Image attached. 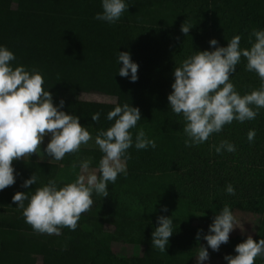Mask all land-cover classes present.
Wrapping results in <instances>:
<instances>
[{"label":"trees","instance_id":"trees-1","mask_svg":"<svg viewBox=\"0 0 264 264\" xmlns=\"http://www.w3.org/2000/svg\"><path fill=\"white\" fill-rule=\"evenodd\" d=\"M126 3L128 9L120 20L108 24L94 19L102 11L101 0H0V45L10 49L15 57L14 46L20 50L12 64L36 69L43 77L42 87L68 102L80 92L108 94V86L113 85L120 95L126 93L128 105L140 110L141 121L131 130L133 140L142 128L156 142L155 149L137 150L134 146L128 149L129 158L124 161L127 175H119L116 185L108 187V196L93 194V205L81 214L76 230L61 228L58 236L35 233L25 223L22 209L16 207L12 196L17 191L31 195L49 179H55L58 186L74 182L79 172L78 156L91 157L93 166L98 168L103 154L80 148L78 153L66 154L58 165L13 161L15 183L0 191V264H31L33 255L40 257L42 264H190L199 246H207L203 236L224 205L232 212L241 209L264 213V108L254 120L244 123L234 120L203 144L188 147L184 142L183 118L171 111L167 100L174 68L196 51L213 50L209 44L211 0H126ZM182 24L192 25L187 35L181 32ZM230 31L220 37L219 46H226L227 40L239 35L241 48L250 47L249 34ZM124 51L138 64L135 82L117 72L122 66V62H117L118 52ZM50 61L51 68L47 70L44 65ZM245 65L246 60L241 57L230 76L241 95L260 87L257 74L247 71ZM85 110V106L74 108L73 115L81 118ZM79 122L96 135L114 120L94 122L82 118ZM250 129L256 133L251 143L247 140ZM224 140L236 146L234 153L215 152L214 146ZM65 170L76 173L64 179ZM33 173L37 183L24 188L23 181ZM229 183L235 195L225 192ZM160 185L169 195L160 193ZM123 188H128V192L132 189V195H122ZM168 198L186 205V213L181 220L163 213L171 216L174 233L162 253L151 245L156 218L154 222H142L138 231H132L124 215L129 212L131 200L138 206L144 204L147 211L152 207L158 217L162 215L161 205L173 202ZM130 225H134L133 221ZM244 239L233 237L218 251L210 248L208 251L217 258L235 255V246ZM259 239H264V229ZM131 242L144 244L146 253L128 257L114 249L115 243ZM255 263L264 264V258H257Z\"/></svg>","mask_w":264,"mask_h":264},{"label":"clouds","instance_id":"clouds-1","mask_svg":"<svg viewBox=\"0 0 264 264\" xmlns=\"http://www.w3.org/2000/svg\"><path fill=\"white\" fill-rule=\"evenodd\" d=\"M128 5L126 0H101L102 11L96 13L94 19L115 24ZM191 27L182 24L181 32L187 35ZM227 41L226 46H219L216 39H211L209 44L213 50L196 51L174 68L172 91L167 100L171 111L183 118L185 146L203 144L234 120L239 123L252 121L264 108V29L252 30L248 48H241L239 35ZM241 57L246 60V70L256 73L260 80L259 89L244 95L230 81ZM15 60L14 53L0 45V191L15 183L13 161L38 154L45 136L49 139L43 154L57 162L66 154L78 153L81 145L93 141L103 154L98 163L99 175L95 170L89 171L91 161L85 159L80 161L81 174L74 182L58 186L55 179H49L31 195L17 191L12 196L16 207L22 209L25 223L35 233L58 236L64 227L75 231L81 214L93 205V194L102 198L108 196L109 184H114L119 175H127L124 161L129 158L128 149L133 146L137 150L155 149L156 142L148 138L142 128L133 140L131 130L141 121V113L138 107L128 104L116 105L109 111L106 119L114 123L98 131L93 138L80 124L78 116L62 110L63 100L54 105L52 94L42 87V75L36 69L29 70L19 64L13 66ZM117 62H122L117 71L121 77L131 82L138 79V64L129 52H118ZM99 116V113L93 114L92 121H98ZM255 135V130L250 129L248 142H253ZM214 148L217 154L236 151V146L227 140ZM37 180L33 173L22 186L27 189ZM225 192L235 195L233 185L226 184ZM236 227L239 226L235 215L224 205L203 236L207 246H199L196 264H206L208 249L218 251ZM173 233L171 216H158L157 226L151 233L152 248L166 252ZM196 239H200L199 231ZM234 252L235 255L224 256L227 264H254L257 258H264V239L257 241L248 236L235 246Z\"/></svg>","mask_w":264,"mask_h":264},{"label":"rangeland","instance_id":"rangeland-1","mask_svg":"<svg viewBox=\"0 0 264 264\" xmlns=\"http://www.w3.org/2000/svg\"><path fill=\"white\" fill-rule=\"evenodd\" d=\"M235 0H211V8H212V39H216L217 41L220 39V37L224 33H231L230 30H235L239 33H246L251 34L253 29H264V18L261 19V17H264V0H251L252 5H254V10L251 11L249 15L245 14L241 9L239 11L235 10ZM239 13V14H238ZM14 51L16 53V56L18 57L19 53V47L17 45L14 46ZM16 57V59H17ZM50 58H53L52 54L50 55ZM15 63V62H14ZM13 66H16L14 65ZM45 68L48 70L51 68V61L47 63ZM110 89V92L104 93V92H80L72 102L65 101L66 99L64 97H58L56 95H52L53 103L54 105H58L61 100L64 101L63 105V111L66 113L73 114L74 108H80V107H86V110L81 113V118L79 120H82V118H86L89 120L91 119V116L95 113H99V120L103 121L106 119L107 112L110 111L112 106L116 105H124L128 104L126 102H129L128 96L124 92L123 95H120V92L113 90L114 86H108ZM102 115V113H104ZM97 121V122H98ZM104 129V128H102ZM93 138L95 135L91 134ZM48 137L45 136L43 143L41 144V151L38 150V154L33 153L29 159L25 160H35L39 162L44 163H51V164H60L61 161H55L50 160L49 157L43 154V149L46 147V144L48 143ZM81 149H93L99 151L98 147L95 146L93 141H89L87 145H81ZM72 155V154H69ZM77 159L79 161L82 160H90L91 165L89 171H97V175H99L98 168L93 166V161L91 157L85 158L78 156ZM20 160H24L21 158ZM125 163V162H124ZM126 166V165H125ZM79 167V166H78ZM68 171V172H67ZM65 170L64 173V179L71 178L72 175H74V170ZM81 174V169L79 167L78 175ZM119 176L117 177V180L114 184H109L108 187H113L116 185L118 181ZM126 187V186H125ZM141 187H139L140 190ZM120 188L116 186V190L119 191ZM131 192H128V188H123L120 193L122 195H132V189ZM160 193L164 195H169L166 190L160 185ZM126 198V197H123ZM143 198V197H142ZM106 200V198H104ZM147 199V198H144ZM172 203L170 205L165 204L161 205L162 212H159L163 215V213L171 214L174 220H181L184 216V213H186V205L183 203L181 204L178 202V200L173 198ZM161 200V198H160ZM130 205L128 207V213H125L124 218L127 221V227L129 230L132 231H138L139 230V224L142 222H154L156 218L157 223V214L154 212L153 208L151 207L148 211L144 204L138 206L137 204H134L131 200L128 202ZM137 205V206H136ZM156 207V206H155ZM167 209V212L164 211V209ZM147 212L149 214H147ZM233 214L236 217L237 224L239 227H236L230 234L229 239L233 237H241V238H247L248 236H251L254 240H259L261 236V232L264 229V213L258 214V213H251L246 210L237 209L233 212ZM165 216V214H164ZM186 219V218H185ZM133 221L134 225H130ZM197 225V222H196ZM111 228L110 226H107V229ZM132 241V240H131ZM115 251L124 256L128 257H138L142 256L146 253V246L144 244H138V242H131V243H115L114 244ZM197 249V248H196ZM233 250V247H232ZM224 256L214 257L212 252H209V260L206 262V264H227V262L224 260ZM255 262V261H254ZM31 264H42V259L38 257L37 255H33V258L31 260ZM190 264H196V257L194 256L192 259V262ZM257 264V263H255Z\"/></svg>","mask_w":264,"mask_h":264},{"label":"crops","instance_id":"crops-1","mask_svg":"<svg viewBox=\"0 0 264 264\" xmlns=\"http://www.w3.org/2000/svg\"><path fill=\"white\" fill-rule=\"evenodd\" d=\"M235 7L234 9L239 11V9H241L245 14L249 15L251 13V11H255L254 10V5H252L251 0H235ZM239 14V13H238ZM264 17H261V19H263Z\"/></svg>","mask_w":264,"mask_h":264}]
</instances>
